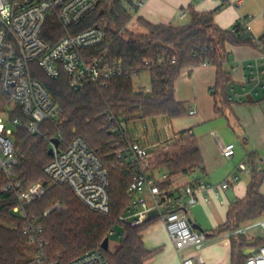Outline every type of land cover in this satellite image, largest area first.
Masks as SVG:
<instances>
[{"label": "trees", "instance_id": "trees-1", "mask_svg": "<svg viewBox=\"0 0 264 264\" xmlns=\"http://www.w3.org/2000/svg\"><path fill=\"white\" fill-rule=\"evenodd\" d=\"M124 1L133 3V0L101 2L80 24L72 27L71 32L104 28L107 39L102 49H107L112 59L121 60L129 73L136 72L139 76L149 72V92L136 90L134 79L129 76L113 79L107 87L90 84L82 93H77L70 90L69 76L65 72L59 79H52L37 64L33 65V75L60 105L61 111L52 121L42 124V136H30L24 128H19L16 144L23 158L14 168V177L25 189L38 182L46 189L45 195L28 205L26 210L44 228V252L49 261L70 262L101 248L104 240L108 238L110 242L112 236H118L119 240L113 251H106L110 264H146L154 256L155 251L146 248L142 237V232L153 220L132 226L119 219L133 197L129 189L134 171L118 159L117 151L121 145L118 144L119 137L108 127V115L112 114L121 125L145 118L173 120L185 116V104L175 99V82L183 68L202 64L216 67L215 110L224 115L231 104L229 86L232 82L226 45H253L246 29L239 25L233 27L235 32L221 29L215 23L217 10L191 11V21L185 26L155 25L139 17L138 22L148 33H132L125 37L133 14L126 9ZM45 32V39L51 45L63 35L59 25L51 21ZM259 39L264 45V35ZM59 135L63 138L59 144L62 149L75 137L84 138L108 169V215L92 211L69 187L52 183L44 173V167L52 160L49 140ZM150 165L171 177L202 169V156L194 135L181 138L170 150L152 158ZM263 181L264 169H255L246 199L231 205L227 222L218 227L213 236L233 233L245 223L264 216V195L260 191ZM8 182L7 175L0 172V264H26L30 260L26 253L30 240L23 232L24 220L13 212L19 205L16 191L2 190ZM57 203L64 208L45 216V212ZM231 240V264H246L248 255L245 251L249 246L246 236L232 235ZM256 244L260 246L263 242Z\"/></svg>", "mask_w": 264, "mask_h": 264}, {"label": "built area", "instance_id": "built-area-1", "mask_svg": "<svg viewBox=\"0 0 264 264\" xmlns=\"http://www.w3.org/2000/svg\"><path fill=\"white\" fill-rule=\"evenodd\" d=\"M105 0H0V172L7 175L9 182L3 191H16L19 205L13 212L24 220L23 232L29 237L35 252L26 264H62L49 261L45 255L46 240L44 228L35 216L29 215L26 207L43 197L46 189L41 182L25 189L14 177V168L23 158L16 144L19 128H24L30 136L43 135L41 126L52 121L61 111L44 85L33 75V65L37 64L52 79H59L63 72L69 76V88L82 93L90 84L107 87L116 78L137 77L136 72H127L122 61L112 59L107 49H102L107 39L104 28L94 27L83 32L72 33L71 28L81 23ZM144 6L143 0L133 1L129 5L132 14ZM59 25L63 35L54 44L45 39L49 23ZM237 25L246 29L248 22L240 20ZM232 28V32H235ZM258 56L247 64L238 63L230 67L233 76H247L241 79L242 91L236 94L234 85L230 99L235 95L240 101L259 102L264 114V45L258 37L249 34ZM210 92L215 93L213 87ZM190 111V115L195 114ZM110 131L119 137L121 146L117 151L118 159L128 164L134 171L129 191L132 200L119 218L132 226L144 225L152 218L164 223L167 233L177 252L187 249L200 251L209 241L204 233L192 228L187 208L197 204L196 194L208 189L199 182L188 184L179 191L175 186L176 176L164 172L152 175L150 162L152 156L138 144L132 142L123 126L112 114L108 115ZM58 145L49 140L52 160L44 167V173L54 184L69 187L79 201L94 212L108 215L110 212L109 171L100 157L92 150L87 141L77 136L59 148L63 140L59 135ZM236 150L235 143L227 144L222 151L230 159ZM249 170L247 162L237 167L238 173L230 175L228 181L216 187L227 189L230 183L239 179V173ZM64 207L57 203L45 212L47 216L53 210ZM156 214L150 217V213ZM257 228L264 230V219L247 223L232 235H246ZM195 256L184 257L182 264H203L196 262ZM63 264H110L106 251L102 248L87 252L76 259ZM246 264H264V243L249 255Z\"/></svg>", "mask_w": 264, "mask_h": 264}, {"label": "crops", "instance_id": "crops-1", "mask_svg": "<svg viewBox=\"0 0 264 264\" xmlns=\"http://www.w3.org/2000/svg\"><path fill=\"white\" fill-rule=\"evenodd\" d=\"M166 3H169V6ZM215 10H217L215 23L221 29L230 30L240 20L245 19L248 22L246 28L248 34L258 38L264 35V2L259 0H144V6L134 16L137 20L142 17L155 25L185 26L191 21V11L211 12ZM133 23L137 31L133 34L146 35L148 33L139 22L133 21L131 24ZM226 49L229 54V70L233 65L238 63L245 65L258 56V50L253 45L227 44ZM216 73V67L210 64L183 68L175 82V99L185 104L187 114L173 120L166 117L143 119H151L154 122L155 138L153 140L148 134L136 137L129 131L126 132L129 139L150 153L152 158L156 151L160 149L168 151L181 138L194 135L202 156V169L190 174L177 175L175 186L179 188V191L188 184L195 185L199 182L208 186L207 190L196 194L197 204L187 208L189 220L200 227V230L195 231L206 234L209 238L208 243L198 252L192 248L177 252L164 223L158 218H152L150 220L153 221L142 232L146 248L155 251L154 256L146 264H182L184 257L190 255L196 257V262L203 264H231V237H227V233L216 237L213 235L218 227L227 222L231 205L236 201L246 199L253 171L263 170L259 165L264 163V155L260 156L259 151L264 149V114L252 106L255 102H242L237 96L242 91L240 81L247 76L246 70L237 77L231 74L229 94L234 85V88L238 87L235 89L237 95L233 99L229 96L231 104L225 110L224 115L216 113L215 96L210 92L216 83ZM149 91L148 89L144 92ZM191 110L196 113L190 115ZM228 110L233 113L235 121L241 127L239 126L238 131L233 129V135L225 140L212 125L214 120L226 118ZM182 133L185 135L182 136ZM235 138L238 150H235L230 159H226L222 155L223 148L233 143L230 140ZM237 152L239 157L235 160ZM243 162L249 164V170L239 173V179L230 183L227 189L220 188L219 196H217L216 187L226 183L233 173H238L237 167ZM152 169L149 171L152 175L164 173L160 169ZM260 191L264 195V181ZM262 219L264 216L254 221ZM257 229L262 233H255L252 230L245 235L249 243L245 251L248 256L255 253L261 246L256 244L257 241L264 243V230Z\"/></svg>", "mask_w": 264, "mask_h": 264}, {"label": "rangeland", "instance_id": "rangeland-1", "mask_svg": "<svg viewBox=\"0 0 264 264\" xmlns=\"http://www.w3.org/2000/svg\"><path fill=\"white\" fill-rule=\"evenodd\" d=\"M133 1H136V0H133ZM259 1L264 2V0H259ZM166 4L168 5L169 3H166ZM129 5H130V3L128 1H124V6L126 7L127 10H129ZM133 21L138 22L137 18L134 16V14H133L132 20L129 22V24H131ZM129 24H128V26H129ZM128 26H127V29H128ZM133 32L134 33L137 32L135 23L131 24L129 29L127 30V33H124V35L123 34L122 35L125 37H128V35L132 34ZM135 35H137V34H135ZM134 87L138 91H146L148 89L150 90L151 89L150 73L144 72L141 75L135 77L134 78ZM236 88H238V87L236 86ZM252 106L256 110L258 109L262 112L261 104L258 101L253 103ZM228 120H229V122H228ZM122 126L126 132L129 131L130 134H132L133 136L137 137V136H144L145 134H148V136L151 140H153L155 138L154 130H153L154 122L151 119H149V120H143V119L133 120L129 123H123ZM239 126H240V124L238 125V123L235 121V117L230 110L227 111L226 118H219L217 120H214L213 125H212L214 130L217 131L219 133V135L225 140L227 139V137L233 135V129H235L236 131L240 130ZM213 128H211V129H213ZM230 141L236 144V149L238 150L236 138L231 139ZM169 146L171 147L172 145H169ZM164 151L165 150L160 149V150L155 152L156 154L154 153L153 155L155 157ZM259 155L260 156L264 155V149L259 151ZM238 157H239V154L237 152V155L234 159L236 160ZM259 166H261V169H264V163H261ZM253 232L262 233L261 230H258V229L254 230ZM118 240H119L118 236H112L110 238L109 250L113 251V248H114L115 244H117ZM26 253H27L28 259L31 260L35 254V252L33 250V245H30V248L26 251Z\"/></svg>", "mask_w": 264, "mask_h": 264}, {"label": "water", "instance_id": "water-1", "mask_svg": "<svg viewBox=\"0 0 264 264\" xmlns=\"http://www.w3.org/2000/svg\"><path fill=\"white\" fill-rule=\"evenodd\" d=\"M248 100H249V101H252V100H253L252 96H248ZM53 142H54L56 145H58L59 140H58V139H53ZM50 154L52 155V150H50ZM155 214H156V212H155V211H152V212L150 213V217H153ZM190 223L192 224V228H193V230H200V227H198L197 225H194L191 221H190ZM101 248L104 249L105 251H108V250H109V239H108V238H106V239L104 240V242H103Z\"/></svg>", "mask_w": 264, "mask_h": 264}]
</instances>
